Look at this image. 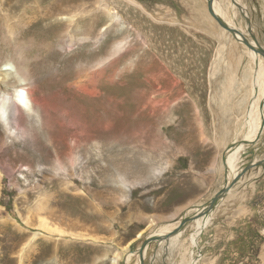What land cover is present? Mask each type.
Wrapping results in <instances>:
<instances>
[{
	"label": "rangeland",
	"instance_id": "374dc122",
	"mask_svg": "<svg viewBox=\"0 0 264 264\" xmlns=\"http://www.w3.org/2000/svg\"><path fill=\"white\" fill-rule=\"evenodd\" d=\"M0 1V63L12 54L7 39L12 31L13 39L25 44L22 53L33 85L44 87L43 94L34 87L42 104L33 115L8 104L13 132L0 124V264H112L117 254L118 264H127L126 252H135L160 225L182 219L190 206L223 187L221 154L232 141L234 114L240 112L231 105L241 102L250 58L232 36L220 37L219 26L203 17L210 0H109L122 23L108 21L103 10L93 29L107 28L102 42L96 46L86 40L66 49L61 47L68 38L66 21L59 14L69 5L80 9L81 28L73 27L70 34L83 35L96 0ZM230 3L237 8L234 0ZM238 4L247 7L237 8L239 20L251 22L264 46V0ZM125 27L129 45L134 41L129 48L137 50L97 66L127 33ZM148 51L166 55L184 76L178 101L167 92L166 111L163 103L156 104L161 95L154 103L145 89L131 95L138 78L131 62L144 81ZM226 80L228 87L232 82L228 95ZM252 168L254 177L240 182L237 201L215 211L198 245H191L188 226L173 264L189 260L190 250L195 258L197 250L202 253L194 264H264V165ZM41 216L74 234L46 231ZM155 246H148L147 264H155ZM132 254L129 264L137 262ZM165 258L163 263L170 262Z\"/></svg>",
	"mask_w": 264,
	"mask_h": 264
},
{
	"label": "bare ground",
	"instance_id": "6f19581e",
	"mask_svg": "<svg viewBox=\"0 0 264 264\" xmlns=\"http://www.w3.org/2000/svg\"><path fill=\"white\" fill-rule=\"evenodd\" d=\"M127 1L132 2V0H127ZM210 1H211L210 6L212 7L211 9L213 10V13L209 9L210 12L209 13L207 12V16H203V17L206 18L207 22H209L210 24L212 23L213 26L214 25L219 26L220 29H218L219 30L218 34H220V37L228 38V37L232 36L233 41L236 44L240 45L243 48V52L250 58V68H249V72H248L249 75L247 77H245V80L242 83L243 86L241 87V93L243 94L242 98L240 100L241 102H237L236 105H234L235 103L231 105V106H233V107H231L232 109L239 108L240 112H239V114H234L235 121H234V128H232L234 131L232 141L229 145L227 144L228 146L226 145L227 149L223 150L224 152H222L223 154H221L223 164L225 165V171L223 174V179L225 182L223 184H221V185H223V187L219 190V191H222V193H220L218 195L217 202L215 203V205L211 206V208H209V205L212 201L210 199H212L213 196L215 197L217 195V193L219 192L218 190H217L218 192L215 195H213L210 199H207L205 201H201L199 203V205L193 206L192 208L190 207L191 209L189 208V209L185 210L183 213L184 217L182 219H181V217L178 216L177 218H175V220H171L168 223L165 222L167 224L160 225V227L157 230H154L153 232H151V235H149V237H146V239L144 241L140 240L141 242H140V244H139V246L135 252H128V253L126 252V254H125L126 257L124 259L126 260L127 264H129L130 260L132 259V256H133L132 253H136V255H137V260H136L137 262H135L134 264H144V263L147 264L145 262L146 253L148 250V246L152 242L158 244V245L156 244L157 247L155 246L156 252H157L155 264H160V263L163 264V261H161V260H163L162 259V257H163L162 252H165L167 254L168 258L170 259V262H167L165 264H173L172 263V261H173L172 255H173L174 249L176 248L178 250V249H181L182 246H184V242L182 241L183 240L182 237H183L184 233L186 231H188V226L191 227V230H190V232H191V236H190L191 245L192 244L198 245V243L201 241L200 238H201L202 233L205 231V229L207 227H209L211 225V222L213 223L215 211L217 210V212H219L218 209L225 208L226 207L225 205L228 202L237 201L238 195L240 196V194L235 195L234 192L239 187L240 182H242L245 179H248L250 177V175L253 176V170H250L252 168V166H255L256 163L259 164V166H260V164L264 163V157H263L264 156V148L262 149V151L259 148L260 147L259 145L264 146V142L259 144L260 138H262V136H264V117H262V113H264V53L257 52L251 48L252 45L255 47L260 46L264 50V46L259 42V40L257 38L258 36L255 34V30H254L253 26L251 25V22L249 21L250 22V23L248 22L249 25L246 26V24H248V23H245L246 20H244V18L241 17L242 18L241 21L239 20V15H240V11H241L240 7L244 10H247L246 9L247 7L244 4H241L242 6L238 4V2L241 3V0H234V2L239 6L238 7L236 5L237 8L240 9V11L233 4L230 3L231 0H210ZM9 3H10V1H9ZM15 5H16V3H15ZM59 5H60V3H59ZM73 6L69 5L68 8H65V12L59 14V15H62L63 16L62 18L65 19V20H63V22L66 21V24H64V27H65L64 33L68 36L67 40L62 41L63 44L61 45V47L63 49H66V47L70 48L73 46V44H76L78 42L83 43L86 40L93 41L94 45L96 44V46L98 44H100L102 42L103 38L105 37L106 33L108 32L107 28L101 27L95 33L93 32V29H94V27H96V24L98 23V19H100V14H103V13H101V12H103V10H104V13L109 17L108 21L119 23V24H121L123 21L121 15L119 14L120 12L118 13L115 10L111 1H109V0H96V10L94 12H92V15L90 14L89 17L91 19L87 23V26L82 27V30L87 32L88 34L85 33V34L80 35V36H77L74 33L70 34V29H72L73 27H75L76 29L81 28V26H79L77 23L78 22L77 16L80 15V13H81L79 11L80 9L78 10V8H76V9L72 8ZM79 6H81V5H78L76 7H79ZM26 7H28V6H26ZM98 7H99V9H98ZM100 9L102 11H100ZM49 12H51V11H49ZM89 12H91V11H89ZM247 13L248 12L245 11L244 16H246ZM23 15H24V13H23ZM203 15H204V13H203ZM33 16H35V15H33ZM50 17H52V15ZM205 18H203V20ZM216 19H218V20H216ZM49 20H51V19H49ZM222 22L226 26H228L232 29H236L238 32L232 33L228 28H225L222 25ZM60 23H62V21ZM31 25H32V23H31ZM54 25L56 26V24H54ZM10 26H12V25H10ZM210 28H211V26H210ZM8 29H10V28H8ZM125 29H126L127 33H125L123 35V37H121L119 40L115 41L113 43V45L110 46L109 54L106 57H104L102 60H100V61L97 60L98 61L97 63L94 62L97 66L100 67L102 65V63H104L106 60L113 59L114 57H118L117 55H119L123 51L124 52L132 51V53H133L134 51L137 50V48H136L137 46L129 48L130 46H132V42H134V41H132L131 45H129L128 38L130 36L128 33H130V30H127L126 27H125ZM47 30H49V29H47ZM51 32H53V31L51 30ZM9 34L10 35L7 36V39L9 40V43L11 45L12 54L10 55V57L8 59L3 60V63H0V73H1V75H3L2 77L0 76L1 77L0 78V124L3 125L5 127V129L7 128V131L13 132V126L10 124V120L8 117V104L10 102H12L16 111H20V109H21L23 111H26L28 114L33 115L36 105L41 106V104H42L40 99L35 96L36 91H35L34 87H36V90H38V92L40 94L44 93V91H43L44 87H43V85H40L38 88L37 86L33 85V83H34L33 76L31 75V73L29 71V68L27 65V62H28L27 58H25L23 53H22V49L25 47V44L22 41L13 39L14 32L10 31ZM51 34H53V33H51ZM252 34L255 35V38L258 40L259 43L257 42L256 39L254 40ZM246 41H248V42H246ZM147 43L148 42L146 41L145 44L147 45V47L154 46V44L149 45ZM231 44H232V42H231ZM222 47L224 48L225 46H222ZM155 49H157V48H155ZM150 51H148L149 53H147V56L145 57L144 63L147 66L144 69V75H145L144 81H142L140 78L142 76V75H140V71H138V69H136L137 64L134 63V61L131 62V65H132L131 67L134 66V71H133L132 75L136 78L138 76L136 81L134 80L132 82L133 89H135V90H134V93L132 92L133 94H131V95H134L135 92H137L138 90L140 91V89H141V92L143 89H145V91L147 93L151 94L150 99H151L152 103H154V100L156 99L157 96L161 95L160 100H158L156 104H158L160 102L163 103L162 108L164 111H166V109H168L170 107V104H171L170 99L168 98L167 92L171 93V95L174 97L173 101H175V100L178 101L181 98L180 97V90H182V85H183L182 77H184V76L181 77V75H179L180 73L178 74L179 66L174 64L173 63L174 61H171L168 58H166V55L162 56L157 51L160 55L159 56H153L154 54L150 53ZM141 67H143V65ZM91 70H93V69H91ZM101 71H103V70H101ZM227 75H230V74L228 73ZM227 82H228V80H226V84L224 86L225 94L227 93L226 95H228V92H231V90H232V82H229V87H228ZM158 85H159V87L156 88V86H158ZM171 85H173V87ZM130 89H132V88H130ZM152 90H153V92H152ZM152 93H153V95H152ZM245 96H246V99H245ZM96 97H100V96L97 95ZM81 99H83V98L81 97ZM223 101H224V99H223ZM245 108L247 109V112H248V113H246V117L244 114ZM16 121H20V119L17 117ZM138 123H141V122H138ZM262 124H263V126L260 129ZM259 129L261 130L260 133H258ZM229 138H230V136H229ZM226 141H230V140H226ZM223 144H225V142ZM221 149H223V146ZM249 149H252V151H253V154H251L250 156L246 155L250 152ZM260 158H262V159L259 160ZM76 159H77V157H75V159L73 160V163L76 161ZM60 163L58 165H60ZM260 171H261V169H260ZM239 174H243V175L241 176ZM258 176H260V175L258 174ZM119 179L123 184H126V181L123 179V177L120 176ZM236 179H238V181H236ZM226 210L227 209H225L224 211H226ZM187 214H190V215H187ZM197 215H199V216H197ZM184 218L186 219V221L184 223H182ZM216 218H218V217H216ZM179 220H181V221H179ZM39 221H40V225L42 227L46 228V231H48V230L49 231H55L59 234H65V235L66 234L67 235L74 234V233L71 234V230L69 232L61 224L52 223V222L50 223V221L45 216H41ZM82 234L84 235V233H82ZM185 251H187V250H185ZM192 253H194V252H192L190 250V257L191 258H189V260H185L181 264H194V259H197L199 261L202 258V253H200L199 250H197V257L196 258L193 257ZM199 255H200V257H199L200 259H198ZM119 257H121V256L119 254H117L116 257L113 259L112 264H118ZM178 264H180V262Z\"/></svg>",
	"mask_w": 264,
	"mask_h": 264
},
{
	"label": "water",
	"instance_id": "95a60500",
	"mask_svg": "<svg viewBox=\"0 0 264 264\" xmlns=\"http://www.w3.org/2000/svg\"><path fill=\"white\" fill-rule=\"evenodd\" d=\"M210 4H211V1H210ZM210 4H209V9H210V11L213 13V10L211 9L212 7L210 6ZM250 23V22H249ZM222 25L225 27V28H228L232 33H236V32H238L236 29H232V28H230V27H228V26H226L223 22H222ZM253 35V38H254V40L256 39L255 38V35L254 34H252ZM257 40V39H256ZM246 42H248V41H246ZM257 42H258V40H257ZM259 43V42H258ZM252 49H254L255 51H257V52H261V53H264V50L259 46V47H255V46H253L252 45V47H251ZM250 152L248 153V154H246V155H248V156H250L251 154H253V151H252V149H250L249 150ZM263 165H264V163H263ZM255 166H258V164L256 163V165ZM255 166H252V167H255ZM220 193H222V191H219L218 193H217V195L212 199V201H211V203H210V205H209V208H211V206H213V205H215V203L217 202V198H218V195L220 194ZM208 208V209H209ZM207 209V210H208ZM201 214V213H200ZM199 214V215H200ZM199 215H197V216H199ZM186 221V219L184 218L183 219V221H182V223H184ZM146 243V242H145ZM157 247V246H156Z\"/></svg>",
	"mask_w": 264,
	"mask_h": 264
},
{
	"label": "crops",
	"instance_id": "0c3cea01",
	"mask_svg": "<svg viewBox=\"0 0 264 264\" xmlns=\"http://www.w3.org/2000/svg\"><path fill=\"white\" fill-rule=\"evenodd\" d=\"M259 146H261V145H259ZM262 149V148H261ZM262 151V150H261ZM191 207V206H190ZM190 232V231H189ZM155 244H157V243H155ZM158 245V244H157ZM156 245V246H157ZM151 249H149V251H150ZM149 253V252H148ZM166 253L165 252H162V256H165L166 257ZM147 256H148V254H147ZM165 257H162V259H166ZM149 264H151V261H150V263ZM163 264H165V262L163 263Z\"/></svg>",
	"mask_w": 264,
	"mask_h": 264
}]
</instances>
